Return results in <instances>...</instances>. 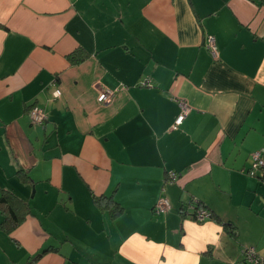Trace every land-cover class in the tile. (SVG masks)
<instances>
[{
	"label": "crops",
	"instance_id": "0c3cea01",
	"mask_svg": "<svg viewBox=\"0 0 264 264\" xmlns=\"http://www.w3.org/2000/svg\"><path fill=\"white\" fill-rule=\"evenodd\" d=\"M103 88L116 91L105 105ZM179 102L190 110L173 129ZM254 152L264 158V0H0V264H175L186 244L206 248L199 264H253ZM192 203L211 218L184 217ZM213 225L219 245L206 243Z\"/></svg>",
	"mask_w": 264,
	"mask_h": 264
},
{
	"label": "built area",
	"instance_id": "2783aa9c",
	"mask_svg": "<svg viewBox=\"0 0 264 264\" xmlns=\"http://www.w3.org/2000/svg\"><path fill=\"white\" fill-rule=\"evenodd\" d=\"M206 42V48L208 52L212 55V57H217V48L215 45V41L213 37L207 36L205 39ZM142 87H151V81L149 78H145L142 82ZM59 92V90H54V97H59L56 96L55 93ZM115 90L108 89V88H103L100 90L97 101L101 105H105L111 101L115 94ZM179 107H180V113L176 117L173 125V129L177 128L184 120L185 116L189 112L190 108L185 105L183 102H179ZM29 117L30 121L33 125H44V123L47 120V115L44 113V111L39 108L37 105L31 106L29 109ZM249 174L250 175H261L264 174V158H262V153L260 152H254L251 155V166L249 169ZM178 175L172 172L168 173V177L166 180L167 184H172L177 181ZM170 207L169 201L167 197L164 195L162 191V195L157 199L154 207H153V214L156 216H160L165 214ZM190 208H192V211L190 214L187 212L185 213V217L197 222V223H202L205 220L210 218V213L202 208H197L195 204L189 205ZM244 256L247 262L253 263V264H264V256H260L255 252L254 249L249 248L244 251Z\"/></svg>",
	"mask_w": 264,
	"mask_h": 264
},
{
	"label": "clouds",
	"instance_id": "9594fccd",
	"mask_svg": "<svg viewBox=\"0 0 264 264\" xmlns=\"http://www.w3.org/2000/svg\"><path fill=\"white\" fill-rule=\"evenodd\" d=\"M55 95L59 96L60 93L57 91ZM222 231L223 230L221 227L217 225H213V232H212L211 239L206 241V243H212L214 245H219L220 236L216 235V233H222ZM181 242L186 243V241L183 239ZM186 248H188L187 258L176 261L175 264H199L200 256L196 253L206 251V248L202 245L192 248L191 246H188L187 244H186ZM164 264H174V262L171 259H168L166 262H164Z\"/></svg>",
	"mask_w": 264,
	"mask_h": 264
},
{
	"label": "trees",
	"instance_id": "16d2710c",
	"mask_svg": "<svg viewBox=\"0 0 264 264\" xmlns=\"http://www.w3.org/2000/svg\"><path fill=\"white\" fill-rule=\"evenodd\" d=\"M84 59V57H83V55H81L79 52H76V53H74V54H72V55H70L69 57H68V60L71 62V63H79V62H81L82 60ZM96 204L99 206V207H104V208H108V207H110L111 205V207L110 208H108L109 210H110V213H111V215H112V217H116L119 213H120V208L115 204V203H111V205H110V203L109 202H105V203H103V201H102V199L101 198H99V199H96ZM197 208H202V209H204L203 207H201L200 205H198V204H196L195 205ZM185 209L186 208H184V209H182V215L185 217ZM206 210V209H205ZM210 218H211V214H210Z\"/></svg>",
	"mask_w": 264,
	"mask_h": 264
}]
</instances>
